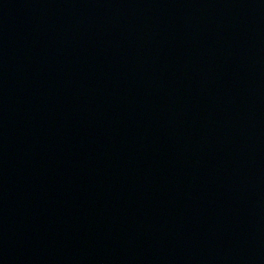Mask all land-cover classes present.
I'll use <instances>...</instances> for the list:
<instances>
[{
  "label": "water",
  "instance_id": "95a60500",
  "mask_svg": "<svg viewBox=\"0 0 264 264\" xmlns=\"http://www.w3.org/2000/svg\"><path fill=\"white\" fill-rule=\"evenodd\" d=\"M0 264H264V0H0Z\"/></svg>",
  "mask_w": 264,
  "mask_h": 264
}]
</instances>
